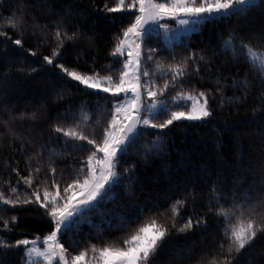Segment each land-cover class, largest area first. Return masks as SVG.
I'll return each mask as SVG.
<instances>
[{
  "label": "trees",
  "instance_id": "trees-1",
  "mask_svg": "<svg viewBox=\"0 0 264 264\" xmlns=\"http://www.w3.org/2000/svg\"><path fill=\"white\" fill-rule=\"evenodd\" d=\"M105 2L112 8L115 0H0V31H8L10 35L6 45L5 38L0 37V116L7 119L9 110L12 113L39 110L36 119L25 116L14 121L19 137L0 135V182L9 179L13 167L19 168L22 175H27L24 170L26 155L40 151L44 145L47 146L43 148L45 162L49 159V152L53 154V159H57L56 154H59L55 164L58 173L64 166L69 169L79 166L87 148L83 151L66 150L64 140L58 139L52 131V124L58 122V114L65 110L75 111L77 118H80L81 108L92 114L91 121L95 123L100 115L97 104L105 102L104 96L98 97L93 94L96 90L87 89L75 81L69 82L70 78L64 79L58 75L60 70L55 65L41 66L32 73L21 69L36 67L37 63L43 65V56L51 54L50 49L54 47L51 30L56 17L61 14L70 28L78 27L91 40L81 39L66 44L63 58L57 63H66L84 72L95 69L102 74L108 71L109 65L119 69L121 63L113 56L112 48L116 36L134 17L128 14L132 10L106 11ZM17 8L23 10L26 18L23 47L12 43L18 38V30L9 29L3 23L4 18ZM33 17L36 19L33 20ZM37 24L47 25V28H37L33 34V27ZM182 27L173 26V30ZM229 30L238 33V39L252 37L251 43L256 45L259 34L264 33V2L254 5L246 15L237 13L230 18H209L175 36L169 34L171 39L167 41L160 30L148 39L146 47L156 48L158 55L166 58L165 64L169 62L172 52L178 59L193 51L204 55L206 59L200 62L199 74L192 71L187 79L198 88H214L220 72L223 75L219 79L226 81L225 96L240 95L241 89L231 86L232 77L242 78L247 71L252 79L253 74L243 57L234 62L231 52L222 50L221 37L226 36ZM43 33L49 34L46 42H41L44 40ZM28 48L35 49L36 54L27 52ZM123 59L120 57V62ZM152 70L149 65V71ZM164 79L168 77H162L157 83L162 84ZM61 88L67 91L57 99L56 93ZM188 89L189 85L185 84V90ZM260 92L258 82L253 80L246 100L220 108L217 99H212L210 102L215 118L207 123L187 121L170 126L169 130L152 129L142 133L138 146L130 149L119 169L123 171L135 162L133 175L136 179L121 180L115 199L101 201L98 210L86 213L87 219L65 232L61 243L69 249L70 254L91 244L99 247L110 242L119 243V238L125 235V230L118 228L123 220L144 222L146 217L153 214L149 209L155 211V205L168 209L172 201L181 196L184 188H195L198 193L195 204L190 201L182 214L185 217L192 215L193 219L204 216L207 224L187 232L172 230L154 264H196L202 256L210 259L205 253H212L218 248L223 222L214 213L207 212L210 207L209 188L216 184L218 190L226 192L229 197L233 194L240 197L244 192H252L255 196L254 189L264 191V100ZM62 122L72 123L69 120ZM83 127L85 131H91V124ZM158 131H164L160 150L152 149L151 154L146 153L144 146L152 142ZM0 132H4L2 123ZM21 143L27 149L26 154L19 150ZM63 177L65 180L72 178L67 171ZM11 179L15 183V173L11 174ZM180 185L184 187L177 191ZM221 202L225 206L231 203L230 200ZM16 207L14 212H0L6 218L17 216L16 221L10 220L13 225L10 232L0 228V238L15 240L28 235L32 239L42 237L51 230L49 218L43 214V209L37 211L36 205ZM141 210L143 215H140ZM22 256V247L10 252L6 258L7 264H24ZM241 264H264V237H260L244 253Z\"/></svg>",
  "mask_w": 264,
  "mask_h": 264
},
{
  "label": "snow or ice",
  "instance_id": "snow-or-ice-1",
  "mask_svg": "<svg viewBox=\"0 0 264 264\" xmlns=\"http://www.w3.org/2000/svg\"><path fill=\"white\" fill-rule=\"evenodd\" d=\"M261 2L264 0H115L112 8L105 2L106 11L132 10L128 14L134 19L121 29L112 48V54L121 63V67L113 69L109 65L104 74L95 69L84 72L78 67L57 63L63 58L66 44L81 39L90 41L91 37H85L78 27L70 28L63 14L56 17L51 30L54 42L51 54L43 56V65L37 63L36 67L21 71L32 73L41 66L55 65L60 70L58 75L66 80L70 78L69 82L75 81L87 89L96 90L93 94L98 97L103 95L105 102L97 104L100 115L95 123L91 121L92 114L81 108L80 118H77L75 111L65 110L58 114V122L52 124V131L58 139L64 140L63 147L66 150L83 151L87 148L78 167L69 169L64 166L58 173L55 164L59 154H56L57 159H53V154L49 152V159L45 162L43 148L47 146L44 145L40 151L26 155L24 170L27 175H22L19 168L13 167L9 179L0 182V212H14L16 206L36 205L37 211L43 209V214L51 224V230L42 237L30 239L24 235L22 239L15 240L0 238V264H7L8 254L21 247L24 251L21 257L24 264H40L41 260L43 264H154L162 244L172 230L187 232L207 224L204 216L193 219L192 215L185 217L182 214L190 201L195 204L198 196L195 188H184L181 196L173 200L168 209H161L159 205L154 206L155 211L149 209L153 214L146 217L144 222L123 220L118 228L125 230V235L119 238V243L110 242L99 247L91 244L72 254L61 243L65 232L78 227L87 219L86 213L98 210L101 201L115 199L121 180L136 179L133 175L135 162L123 171L119 169L130 149L138 146L142 133L152 129L169 130L170 126L187 121L207 123L215 118L210 102L212 99H217L220 108L246 100L253 80L258 82L261 89L259 95L264 100V33L259 34L256 45L251 43L252 37L238 39L239 34L231 30L221 37L222 50L231 52L234 62L243 57L253 74L252 79L247 71L242 78L232 77L231 86L240 88L241 94L230 97L225 96L226 81L219 79L223 73L218 72L214 88H198L187 79L192 71L199 74L200 62L206 59L204 55L193 51L178 59L172 52L169 62L165 64L166 58H161L156 48L146 47L148 39L160 30L167 41L171 39L169 34L175 36L209 18H230L237 13L246 15L254 5ZM164 18H172L183 27L174 31L173 25L164 22ZM3 23L9 29L18 30V38L12 43L23 47V29L27 26L23 10L17 8L4 18ZM37 28H47V25H35L33 34ZM43 35L44 40L41 42H46L49 34ZM0 37L5 38L6 45L10 39L9 32L0 31ZM27 52L36 54L33 48H28ZM120 57H124L122 62ZM149 65L152 71H149ZM162 77L168 79H164L162 84L157 83ZM185 84L189 85L188 90H185ZM176 89L179 90L172 94ZM65 91L66 88L57 91V99ZM38 111L12 113L9 110L7 119L0 116V123L4 127L0 135L19 137L14 121L25 116L36 119ZM63 120L72 123L64 124ZM90 124L91 131H85L83 126ZM163 135L164 131H158L152 142L144 146V151L149 154L152 149L159 151ZM19 150L27 153L23 143ZM66 171L72 177L70 180L63 177ZM12 173L17 177L15 183L11 179ZM24 186L27 187L22 191ZM180 187L184 186H178L177 191ZM254 191L255 196L252 192H244L240 197L235 194L229 197L226 192L218 190L216 184L209 188L210 207L207 212L214 213L223 222L222 236L218 248L212 253H205L210 259L206 260L202 256L196 264H241L244 253L260 237H264V191ZM229 200L231 203L227 206L221 202ZM143 214L141 210L140 215ZM10 220L16 221L17 216L6 218L0 215V228L10 232L13 227ZM41 243L43 248L39 247Z\"/></svg>",
  "mask_w": 264,
  "mask_h": 264
},
{
  "label": "rangeland",
  "instance_id": "rangeland-1",
  "mask_svg": "<svg viewBox=\"0 0 264 264\" xmlns=\"http://www.w3.org/2000/svg\"><path fill=\"white\" fill-rule=\"evenodd\" d=\"M172 21H173L172 18H164V22H167V23L173 25L174 27L180 26L176 21L175 22H172ZM39 247L43 248L44 245L41 243V244H39ZM40 264H43V261L42 260L40 261Z\"/></svg>",
  "mask_w": 264,
  "mask_h": 264
},
{
  "label": "crops",
  "instance_id": "crops-1",
  "mask_svg": "<svg viewBox=\"0 0 264 264\" xmlns=\"http://www.w3.org/2000/svg\"><path fill=\"white\" fill-rule=\"evenodd\" d=\"M172 22H175V20L173 19V21Z\"/></svg>",
  "mask_w": 264,
  "mask_h": 264
}]
</instances>
